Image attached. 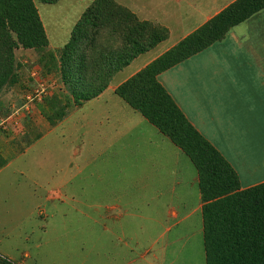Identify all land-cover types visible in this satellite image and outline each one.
Instances as JSON below:
<instances>
[{
	"label": "crops",
	"instance_id": "obj_1",
	"mask_svg": "<svg viewBox=\"0 0 264 264\" xmlns=\"http://www.w3.org/2000/svg\"><path fill=\"white\" fill-rule=\"evenodd\" d=\"M115 1L141 21L167 28L170 37L155 48L166 45L162 52L124 81L114 85L113 78L109 88L95 99L98 101L108 93L116 96L120 85L237 0H163L173 3V10L159 6V12L156 7L153 12H143L148 8L139 9ZM51 47L48 51L54 52ZM23 54H37L40 58L36 51L24 49L17 51V58ZM159 81L189 122L231 164L242 190L264 184V11L235 27L225 41L164 72ZM5 91L0 94V101ZM118 108L128 116L117 120L111 134L113 141L107 136L100 137L95 140V151H90L91 160L104 163L110 159L113 167L110 187H95L98 195L108 196L110 201L93 204L86 199V182L91 177L84 176L81 169L76 175L52 177L47 182L30 173L27 170L30 166H25V171L20 161L37 147L44 135L28 139L25 124L0 118V256L14 264H186L183 255L192 258L194 252L199 257L200 237L204 243V223L198 172H193L184 158L187 156L178 147L172 150L166 142L168 138L141 114L129 106ZM25 109L28 110L26 106ZM2 110L0 105V113ZM63 113L65 116L60 122L53 123L47 132L70 121V109L66 108ZM124 121L129 122L127 134L132 132L129 138L119 135L124 131L121 127ZM82 122L76 121L73 125H80L82 139L92 144L89 129L85 131L89 123ZM167 158L177 165L171 188L177 205L170 210L169 220L136 215L133 200L136 176L129 169H134L136 163L157 169ZM168 177L166 171L158 169L147 176L140 175L139 179H147L146 186L154 188L153 194L162 196L169 188ZM95 179L103 181L107 177L97 173ZM120 181L122 187L117 185ZM192 196L194 204L189 203ZM63 199L73 201L72 209L80 215L81 211L94 210L97 218L72 220L65 213L55 218L47 207L65 205ZM198 216L199 222L194 221ZM8 221L17 226H8ZM38 230L45 237L36 239ZM87 230L93 232L91 245ZM202 251V263L206 264L205 246ZM94 252L95 258L90 257Z\"/></svg>",
	"mask_w": 264,
	"mask_h": 264
},
{
	"label": "trees",
	"instance_id": "obj_2",
	"mask_svg": "<svg viewBox=\"0 0 264 264\" xmlns=\"http://www.w3.org/2000/svg\"><path fill=\"white\" fill-rule=\"evenodd\" d=\"M0 0V94L18 83L17 51L34 50L58 72L75 106L100 97L116 74L170 37L167 28L141 21L115 0H94L57 53L36 2ZM264 11V0H237L175 47L120 85L115 95L141 114L193 163L203 202L206 264H264V184L242 190L224 156L189 122L159 76L214 44ZM61 113L59 118H63ZM0 264H12L0 256Z\"/></svg>",
	"mask_w": 264,
	"mask_h": 264
},
{
	"label": "rangeland",
	"instance_id": "obj_3",
	"mask_svg": "<svg viewBox=\"0 0 264 264\" xmlns=\"http://www.w3.org/2000/svg\"><path fill=\"white\" fill-rule=\"evenodd\" d=\"M94 0H61L59 3L54 5H47L41 2H36L40 17L44 24L45 30L47 32L51 48L55 51L62 49L70 40L71 34L79 22L85 11L91 5ZM121 3L129 5L130 7H135L142 10L143 12H153L155 7L159 12V6L166 10L168 7L173 10V3H167L163 0H118ZM141 11V10H139ZM178 35L175 36V38ZM166 45H162L157 49L151 51L139 57L129 68L123 69L115 75L113 84L117 85L124 81L126 77L134 73L139 67L144 65L147 61L151 60L153 57L158 55L163 51ZM20 57V55H18ZM37 56V54H36ZM35 54L24 55L18 57L19 59V77L20 83L11 89L4 92L0 105L4 110L0 113V118L3 117L4 120L8 122H21L27 127L24 132H27V137H44L38 143L37 147L31 151L26 157L20 161V166L25 169V166H30L28 171H32L33 175L39 177L41 181L47 182L52 177L61 178L64 175L72 174L76 175L81 169L84 172V176L88 175L91 177L87 183V202L93 204L103 200V202H109L108 196L98 195L96 188H109V176L113 167L110 164V159H106L104 163L95 162L90 159L92 153L94 152L95 140L100 139V137L107 136L112 138L111 134L113 129L116 128L118 124L117 120L127 118V113H121L119 106L128 107L121 101L120 98L108 93L102 99L93 100L84 103L81 108H73L75 104L73 99L67 89L63 87L60 79V74L56 71L49 72L44 65L40 63V58H37ZM40 63V64H39ZM53 93V95L51 94ZM25 106L28 108L25 109ZM69 106V107H67ZM66 108L70 109L69 117L70 121L63 125L62 127H57L56 129L47 132L55 123H59L60 114L63 113ZM73 108V109H72ZM140 120L144 121L141 115H138ZM9 117V118H8ZM6 118V119H5ZM2 119V118H1ZM62 119V118H61ZM82 123H89L85 131L90 132L92 135V144L83 138V131H81L80 125L75 126L76 121ZM109 120V121H108ZM85 121V122H84ZM145 122V121H144ZM54 123V124H53ZM124 131H120V137L129 138L131 131L129 122H123L121 126ZM26 137V136H24ZM26 137V138H27ZM114 138L110 139L113 141ZM166 142L172 150H177L175 145L169 139ZM87 145V146H86ZM186 162L192 168L193 172H196V168L188 157ZM35 162V164H34ZM86 162V164H84ZM106 162V163H105ZM31 164H33L31 166ZM166 171L168 174V189L167 194L159 196L153 194L154 188H148L146 186L147 179H139L140 175L147 176L149 173L154 171ZM25 169V171H27ZM177 170V165L170 158L165 160V163L161 167L154 169L151 165L146 163H136L134 169H129V173H133L136 176L135 186H133V200L135 205V214L143 215L145 218L150 217L151 219L169 220L170 210L177 205L175 202V196L172 195L171 190L174 173ZM106 175L107 179L103 181H97L95 179V174ZM79 180L76 178L75 184L78 185ZM119 187L123 184L118 183ZM148 188V189H146ZM42 197V194H40ZM65 200V199H63ZM41 203V202H40ZM189 203H195V199L192 196ZM73 201L65 200V205L59 203L58 206L51 207L49 205V213H53L55 218L62 217V213L66 214L69 219H87V218H97L95 217L94 210L81 211V215L78 211L72 209ZM51 207V210H50ZM64 210V211H63ZM108 214H110L108 212ZM115 214V212H114ZM87 215V216H86ZM139 217L136 216V219ZM194 221L199 222V216L193 218ZM17 224L8 221V226ZM86 236L90 238V245L93 244L94 237L93 232L87 230ZM37 238L45 237V234L38 230L35 236ZM33 238V241L36 239ZM199 257L193 252L192 258L190 256L183 255V261L186 264H203V240L199 238ZM90 257L95 258L94 254L90 253ZM181 264H184L182 262Z\"/></svg>",
	"mask_w": 264,
	"mask_h": 264
},
{
	"label": "built area",
	"instance_id": "obj_4",
	"mask_svg": "<svg viewBox=\"0 0 264 264\" xmlns=\"http://www.w3.org/2000/svg\"><path fill=\"white\" fill-rule=\"evenodd\" d=\"M12 264H14V263H12Z\"/></svg>",
	"mask_w": 264,
	"mask_h": 264
}]
</instances>
